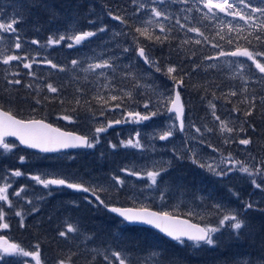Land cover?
Masks as SVG:
<instances>
[{
  "label": "trees",
  "instance_id": "1",
  "mask_svg": "<svg viewBox=\"0 0 264 264\" xmlns=\"http://www.w3.org/2000/svg\"><path fill=\"white\" fill-rule=\"evenodd\" d=\"M254 2L258 3L257 0ZM138 3L146 4L149 9L153 6L151 0H137L136 4L133 3V0H0V16L9 20L14 16L22 18L21 22L15 25L21 41L30 43L33 48L38 45L41 57H48V60L65 69L60 71L59 68H52L50 65L44 68L36 64L32 67L34 75H29L30 71L25 68L19 69L21 76L17 79L21 80V84L16 85L9 83L12 78L7 69L0 63V107L9 109L14 115L16 114L24 120L32 117L41 118L60 128L85 134L87 130L84 123L87 121L107 119V114L118 113L119 110H124L132 105L128 104L129 101H134L137 104L146 102L147 95H145L141 84L145 80L143 78L147 76L149 80L161 85L165 84L167 88L173 86L175 90V87H178L186 105L187 118L189 117L191 122L201 129L204 153H209L213 146L223 155L231 154L233 158L243 161L244 164L247 162L256 164L245 160L246 158L241 154L243 145H240L238 140L250 138L252 141L250 145L258 146L259 144L264 151V102L261 100L264 97V74H260L252 62L248 60L246 64L250 67L252 75L257 78L250 80L247 77L245 80L244 73L237 76L225 66L228 60L236 57H219L218 59H205V57L218 56L220 49L212 47L213 43L222 45L226 51H234L238 45L247 47L250 51H264V44L258 43L254 38L255 35L260 34L259 29L249 27L238 18L233 19V17L223 14L216 18H204L203 12L207 10L203 9V5H197L196 0H189L187 5L180 3L156 5L166 9L173 16V19L165 20L162 23L166 29L162 33L159 27L146 25L144 21L149 19L148 12L142 10L139 15L136 14ZM197 7L201 8L202 11H196ZM184 8H192L193 10L185 13L181 11ZM109 12L123 16L127 20V24H121L112 19L108 15ZM185 15H188L189 20L183 19ZM176 17L181 18V22L188 26L200 28L204 35L209 38L208 41L196 33L180 29L175 24ZM229 22L234 29L239 25L242 31L229 32ZM100 27H106L107 31L98 33L97 36L91 37L72 48L67 47V44L71 42L67 39L59 45H47L49 37L58 38L60 35L67 37L78 31H96ZM137 27H147L154 36H160L163 39L167 35L168 39L163 43L156 42L154 38L147 39L135 31ZM169 28L171 31H167ZM117 33H121V35H116ZM217 33L224 36L225 39H220V35ZM229 36L234 38V43L231 45L226 43ZM237 36H246L247 40L242 38L237 40L235 39ZM196 39H200L201 43L196 44ZM32 40H38L40 43L32 44ZM186 40L188 43H182ZM249 40L251 43H248ZM47 46L50 48L46 50ZM138 46L145 47L150 58L158 62L160 72H157L155 67L144 64L137 57L135 50ZM124 48H129V51L124 52ZM102 52H104L102 57L107 58L115 67V75H113L109 88L104 87L105 83L96 82L95 74L89 75L82 70L87 54H102ZM73 59L80 61V65L76 68H73L71 64ZM257 59L264 63V58L257 57ZM169 66L177 68L172 76H175L177 80L182 76L183 85L177 86L176 82L166 74ZM128 72H131L132 75H125ZM29 84L32 85L31 88L26 87ZM47 84L57 87L58 92H49L46 87ZM137 84L139 87L136 86ZM173 88L169 90H173ZM78 89L81 91H77ZM126 89L127 92H132L131 99L124 96ZM34 91L37 92V95ZM231 91H236L237 95H229ZM113 94L123 97V104L120 109H114V105L121 103V101H111L110 95ZM253 96L256 97L255 108L251 116L245 117L243 113L252 106L251 98ZM101 97L103 99H100ZM245 97L248 98V102L245 101ZM37 99L41 103L37 104ZM76 100L80 101L79 105L75 103ZM105 101H108L107 104ZM209 102L216 105L215 112L220 120L227 116L231 117L229 120L232 122L240 120L235 127V134L241 135V138L237 137L230 143H225V139L222 140V138H210L207 127L216 125L219 121L212 115L213 109ZM73 109L75 110L73 111ZM233 109H239V111H233ZM101 112L104 114L101 115ZM64 115L71 116L72 120L63 119ZM241 127L245 131L241 132ZM115 131L116 129L108 132L107 135L112 137L110 139H113V143L117 147L111 148L107 141L109 136L107 138L103 136L102 145L96 148V151L100 153L98 163L96 162L98 159L92 158L84 161L83 156L86 155V151L65 152L70 156H77V159L72 163L74 164L72 168H67L68 165L65 163L68 159L66 158L61 159L59 163L58 167H61L64 175L69 176L68 181L77 178L76 183H85V176L87 175L84 174H86L87 165L91 168V175L88 174L90 177H93L92 175L94 177L103 176L104 179L110 180L115 175L122 176L120 170L126 165L131 153L114 138ZM10 142L14 143L13 141ZM14 144L16 145L15 151L10 154V157L2 159L0 177L5 176L7 170L11 168L20 167L28 174L35 167L33 162H35L34 158L38 154L25 151L17 143ZM192 152L191 150L182 154V159L175 157L172 159L173 161L165 167L168 169L167 172L162 173L160 177V185L162 187L169 186L168 188L173 195L176 193L180 196L181 190L185 193V189L190 196L199 193L202 196L208 194L205 196L209 198L203 196L201 202L204 203L203 206L206 210L209 212L221 211L224 215V211L236 209L240 216L246 220L248 232L243 234L244 238L236 244L237 237H235L236 234L233 230L229 227H223L221 229L225 232L223 240L218 242L216 248L209 250L210 252L205 251L198 258H195L196 255L192 256L187 252L185 246L180 247L175 242L163 241L165 247L161 248L163 252L161 259L170 263L175 260L180 264L205 263L210 258L217 259L216 263L220 262L221 264H243L244 261L255 264L258 258L264 259V203L262 202L257 206L254 202V198L259 196L261 192L251 185L250 177L238 170L221 177L212 174L206 168H200L198 164L192 163L190 159ZM59 155L61 154L51 155L48 158L53 156L57 160ZM20 156L29 158L21 163L19 161ZM259 160L257 164L260 162ZM20 185L19 181L14 182L12 190H18ZM129 190L125 185L122 189L117 187L116 195L106 199V203L110 206H131L130 200L124 198ZM67 192L68 190L63 192L59 189H53V194L45 192L47 194H44L43 197L38 195L41 198L38 199L37 204L30 205V207L15 200L18 197H12L10 200L13 202V207L6 209L7 206H4V209L7 213V219L12 221L11 236L14 243H18L26 249L37 244L46 246L44 251H40L41 255L52 263L71 257V259L77 260L76 264H108L103 261L102 254L94 251L96 247H93L96 244H100L98 248L112 246L110 242L114 240H117L116 251L121 252V248L126 247L128 253L132 255L131 260L128 259V264H138L139 257L149 252L138 251V248L144 250L148 240L154 243L153 239L158 235L155 231L137 226L131 227L124 222L122 223L118 218L109 214L106 209L104 210L91 193L89 198L88 194H85L81 199L77 194L64 196ZM54 193L63 195L62 203H67L63 210L70 211L69 213L72 214H66L63 218L57 215L58 211L56 210L59 207L57 209L55 207ZM233 193L238 194V196ZM26 197L30 198V196ZM215 198L221 207H216ZM70 200L74 201L75 205H71ZM89 200L92 202L89 203ZM247 202H254L255 207L251 210H245L243 206ZM149 205L153 209L157 207L152 203ZM33 209H38V211H33ZM16 211H20L22 217L25 216L23 219L24 227H20V217L14 220V218H18L14 215ZM172 213L178 216H187L183 209L173 210ZM11 217L13 218L11 219ZM66 220L71 224L78 221L87 234V230H89L91 252L88 246L84 253H80L84 246L73 249L64 245L66 239L60 237L59 232L65 230L68 224ZM69 241L74 240L71 238L67 240V242ZM137 243L139 247H137ZM158 243L163 245L162 242ZM155 248L159 251L158 247ZM68 250H70L69 254L67 253ZM73 252L78 255L72 254ZM93 256L97 257L98 260L93 259ZM207 256L210 257L207 258ZM8 262L9 264H22V262H15L13 257Z\"/></svg>",
  "mask_w": 264,
  "mask_h": 264
},
{
  "label": "snow or ice",
  "instance_id": "2",
  "mask_svg": "<svg viewBox=\"0 0 264 264\" xmlns=\"http://www.w3.org/2000/svg\"><path fill=\"white\" fill-rule=\"evenodd\" d=\"M152 7L149 9L148 6L144 3H138L136 7V14L143 10L148 12L149 19L145 22L146 24H155L157 27L160 28V31L163 33L166 31L165 26L160 23L159 21L161 18L163 20H171L173 16L164 8L157 7L156 5L163 6L166 3H180L187 5L189 0H151ZM133 3L136 4L137 0H133ZM197 5L202 4L203 9H206V12H203L204 18H216L219 17L220 14L225 16H231L233 19L238 18L240 21H244L245 24L249 25L252 28H258L260 34L255 35V40L260 43L264 44V0H258V3H255L254 0H196ZM192 8H184L181 11L185 13L191 12ZM196 11H202L201 8L197 7ZM108 15L114 19L119 21L121 24H127V20L121 15H114L112 12H109ZM154 18V19H153ZM2 19V17H0ZM21 17L14 16L10 22H0V43H3L6 40L12 41V48L14 50H20L21 45V38L18 34V29L15 27L17 23L21 22ZM185 21L189 20L188 15L183 17ZM91 22V21H90ZM175 24L179 26L180 29H186L187 32L196 33L198 36L203 37L205 41H208V37L204 35V33L198 27L188 26L186 23L181 22V18H175ZM229 32L232 31H242L239 25L236 26L234 29L231 25V22L228 24ZM106 27H100L96 31H78L74 35L65 36L60 35L58 38L49 37L47 41V45L54 46L59 45L62 41L66 39L71 41L67 44V47L72 48L75 45H80L82 42L88 40L91 37L97 36L98 33L106 32ZM137 33L141 36H144L147 39H155L156 42L163 43L168 39V36L165 35L163 39L160 36H154V34L150 33L147 27L141 28L137 27L135 29ZM167 31H171V28L167 29ZM116 35H121V33H117ZM217 35H220L217 33ZM251 35V33H250ZM245 39L247 37H239L237 36L235 39ZM136 39V38H134ZM220 39H225L224 36L220 35ZM32 44H39L38 40H32ZM182 43H188V41H183ZM196 44H200L201 40L196 39ZM226 43L231 45L234 43V38L229 36L226 40ZM248 43H251L249 40ZM212 47L220 49L218 52L217 57H205V59H218L219 57H246L247 60L251 61L252 64L255 66V69L259 71L260 74H264V63L261 62L260 59L257 57L264 58V51H250L247 47L237 46L234 51H226L224 50L223 46L218 43H213ZM2 51V50H0ZM124 52H128L129 48H124ZM136 55L138 58L142 59L144 64L148 65L149 67H155L157 72H160L161 69L158 66V62L151 59L149 54L146 53L145 48L142 46H138L136 48ZM195 55V53H193ZM12 61H27L23 62V68L31 70L34 63H38L39 61L36 60L35 57L29 59L27 55H19L16 52L13 54L4 55L2 60L3 64H9ZM43 63L50 65L52 68H59L60 71H64L65 69L58 66L57 64L53 63L51 60L45 59ZM73 68H76L80 65V61L73 59L71 61ZM242 67V65H241ZM97 69H111L115 72V67L109 61L105 60L99 63H89L87 68H83L84 72H95ZM177 71L175 66L167 67V75L176 82V85H183V77L181 76L178 80L175 76H172L173 73ZM29 75H34L31 71L28 73ZM14 75H19V73H14ZM100 76H105V73L101 71L99 73ZM125 75H132L131 72L125 73ZM10 84H21V80L15 79L10 80ZM139 87V85H136ZM26 87L31 88L32 85H26ZM47 90L51 93H57L58 88L54 87L52 84L46 85ZM105 88H109V84L104 85ZM77 91H81L78 89ZM114 91V89H113ZM247 91V89H245ZM215 96V94L213 93ZM231 96H236V91H231L229 93ZM124 96L128 97L129 99L132 98V92L124 93ZM100 99H103L102 97ZM111 101L120 100L121 103H117L114 105V109H120L123 104V97L117 95H110ZM255 100L256 97L253 96L251 98V107L243 113L245 117L251 116L252 111L255 108ZM262 102H264V97L261 98ZM245 101L248 102V98L245 97ZM108 101H105L107 104ZM36 103L39 104L41 101L39 99L36 100ZM63 103V101H61ZM75 103L77 105L80 104L79 100H76ZM167 104H170V107H167ZM167 104L165 107L168 113L175 114V121L178 123H173L167 130L163 131L162 134L159 135L158 139L161 141L168 140L169 138L173 137L175 131L180 133L185 132V123H184V104L181 100V95L179 91L175 92L174 98H168ZM210 107L213 109L212 115L215 117L216 120L220 121V128L219 131L223 135L224 133H233L235 130L232 127L228 126L226 121L220 120V117L216 115L215 108L216 105L209 102ZM150 107L149 102H145L143 104V108L148 109ZM75 109H73L74 111ZM233 111H239V109H233ZM104 113L101 112V115ZM159 114V111H151L148 114H142L139 111H128L127 117L132 118V122L140 123L143 121H148L152 117ZM65 120H72V117L69 115H64L62 117ZM171 119V117H170ZM123 122H128L125 119ZM122 123V120L117 119L114 121H108L106 125H101L95 128V136L89 137L86 135H75L73 133L63 132L59 128L52 127L51 124L45 123L43 120H23L17 119L11 111H4L0 110V149H3L4 152H10L15 147V145L6 141V137H16L20 144L25 145L29 148L33 149H40L42 152H55L61 149L67 148H94L97 144L100 143V134L105 133L108 128L113 127L114 125H118ZM192 128H195L197 133H201V129L196 127L193 123L190 125ZM207 131H212V129H207ZM240 131L243 132L245 129L243 127L240 128ZM202 135V133H201ZM203 143V141H200ZM232 141L225 140V143H230ZM110 143V147L115 149L117 147L116 144ZM240 145L247 146L252 143L250 138H241L238 140ZM120 145L122 147H132L135 149H143L144 145L141 143L140 140V133L137 132L134 138H129L127 141H121ZM211 147V145H209ZM174 154L177 153V150L174 149ZM216 151V149H213ZM176 159H182V156L179 154L175 155ZM192 163L198 164L200 168H206L207 171L211 172L216 176H226L233 170H238L240 173L246 174L250 177L251 185L259 190L261 193H264V161L259 162L255 167L251 165H246L242 161H238L232 158L231 154H229L221 163L225 164L226 169H220L219 165L213 166L212 164H205L201 163L197 158V154L195 151L192 152V156L190 157ZM25 160L24 156L19 157V161L23 163ZM231 165V167H227ZM237 165H240L238 168ZM168 169L161 168L157 171H149L147 172V177L151 180L152 185H157L158 177H161L162 173L167 172ZM122 171L126 172L128 175H136L139 176L140 174L131 171L129 169H122ZM23 173L17 170H11L10 176L11 177H20ZM259 178V179H257ZM0 179L4 180V184L0 186V229H8L9 224L5 222L6 212L4 209V204H7L9 208L13 207L12 201L9 198V189L12 187L11 181L8 179V175L0 177ZM31 179L35 180L37 183L43 185L45 188H49L50 186H66L69 189H73L76 191H82L85 193H91V195L95 198L96 201L99 202L100 205H103L109 212L117 214L119 217L122 218L123 222L127 223H142L145 225L153 226L159 229L162 233L166 234L168 237L172 238L173 240L183 244L185 238L187 241H191L195 247H199L201 244H206L210 247L216 246V239H214V234L219 232L223 227L227 226L233 230V232L237 235L240 234V231L246 228L247 222L244 218L240 216L239 213L233 212L228 213L222 216L219 220V225L217 227H200L195 224H190L186 220H180L172 215L169 212H154L150 211L147 207L141 208H124V207H117V206H110L105 203L104 200L97 195V191H104L103 188H89L85 187L82 183H73L69 182L65 178H41V176L36 175L32 176ZM115 182L121 186H123L124 181L119 177H115ZM24 188H20L19 190L14 191L12 194L19 197L22 192H24ZM237 195L236 193H233ZM87 200V197L85 198ZM164 199L163 193H161V200ZM89 203L92 201L89 200ZM29 204L32 201H28ZM217 208L220 205H216ZM245 210H251L255 207L254 202H247L244 204ZM33 211H38V209H33ZM17 217H22V213L20 211H16L14 213ZM20 227H24L23 219L20 220ZM78 227L74 226L71 223H68L65 230L59 232V236L65 239L69 238V234L77 233ZM2 240V238H0ZM155 255V254H153ZM14 256H22L25 258H31L34 261V264H43L41 259V252L39 248V244L34 246V250H25L20 244L18 243H8L7 241H3L0 243V264H9L7 258L14 257ZM112 259L109 258L107 253L103 254V258L105 261H108V264H112L113 259L118 262V264H127L128 257L121 253L120 251H113L111 252ZM27 264V262H25ZM57 264H71V257H68L67 260L61 259L57 261ZM243 264H249L248 261H244ZM258 264H264V259L258 258Z\"/></svg>",
  "mask_w": 264,
  "mask_h": 264
},
{
  "label": "rangeland",
  "instance_id": "3",
  "mask_svg": "<svg viewBox=\"0 0 264 264\" xmlns=\"http://www.w3.org/2000/svg\"><path fill=\"white\" fill-rule=\"evenodd\" d=\"M258 1V0H257ZM2 17V16H0ZM150 18V17H149ZM154 19V18H153ZM148 20V18L144 21L146 22ZM165 20H163L161 18V20L159 21L160 23H164ZM0 22H10V20L6 17H2V19H0ZM147 26H149V24H146ZM152 26H156L155 24H151ZM157 27V26H156ZM12 41L11 40H6L3 43H0V60H2L4 55H9V54H13V52H16V54H19L21 56L23 55H27L29 57V59L31 60V57H35L37 61H39L38 63H34L32 67L37 65H40L44 68L49 67L48 64L43 63V61L45 60V58L40 57L41 60L38 58V54H39V50H37L36 48H33V46L30 43H25L24 41H21V49L20 50H14L12 48ZM38 47V46H36ZM50 47L47 46L46 50L49 49ZM104 54V52H102V54H87L86 55V59L83 63L84 68H87L89 63H99L102 61H109L107 58L102 57V55ZM247 58L246 57H236L235 59H231L227 61V65H229L230 69L234 70L237 76H241L243 73V69H249L250 67H248L247 63ZM23 62H27V61H23ZM23 62L22 61H12L9 64H3V66L5 67V69H7L10 77L12 78V80L17 79L18 77L21 76L19 69H24L23 68ZM242 65V67H241ZM29 70V69H27ZM33 68H31L32 72ZM103 71L105 73V76H100L99 73ZM14 73H19V75H14ZM89 75H96V82L100 83V84H110L111 85V81L113 80V75H115V72H113L111 69H97L95 72H87ZM247 74L245 73V76ZM142 89H144V93L145 95H147L146 101L150 103V107L148 109L143 108V104L145 102H141V104H137L134 101H129L128 104H132L128 107H126L124 110H119L118 113L115 112V114L113 113L111 114H107V119L106 118H102V119H94L91 121H87L85 129L87 130L86 133L88 136L94 137L95 134V128L101 125H106V123L108 121H114L117 119L122 120V123L118 124V125H114L111 128H108V130L105 133H101L100 134V143L97 144L94 148H87L86 150V155L83 156L84 161L88 160V159H98L100 153L98 151H96L97 146L102 145V141L103 140V136H105V138H107L109 136V141L113 143V139L110 135H107L108 132L113 131L114 129H116V134L114 136L115 139L118 140V142L123 141H127L129 138H134L136 133L139 132L140 133V140L141 143L144 145L143 149H135L132 147H123L126 150H129V152L131 153V155L129 156V160H127L126 165L122 168V169H129L131 171H135L137 173H139V176L136 175H128L126 172L122 171V169L120 170V173H122V176L119 177V174L116 176H113V179L110 180H106L104 179L103 176L100 177H94V175H92L93 177H90L88 174H90L91 172V168L89 167V165H87L86 170L84 175L85 176V183H82L83 185H85L86 187L89 188H103L104 191H97V194L101 197L102 200L105 201L106 203V199H110L112 196L116 195V190L117 187H120L122 189V187L125 185V187H128V189H130L126 195L124 196L125 199H129V203L132 204L131 206L134 207H150V203L154 204L156 207L155 210H159L161 212H169L171 214H173V210L178 211V210H185L186 215L188 216H195V217H201L204 219V221H206V226L207 227H217L218 225H213V218L214 215H212L211 213L207 214V211H204L206 208H204L203 204L200 202V200L198 198H185L182 195H177L175 193V195L172 194V191L170 190V188H168L167 186L162 187V185H160L159 180L160 177H158V183L157 185H152L151 184V180L147 177V172L149 171H157L160 170L162 167H167V165L170 164V162H172L173 158L175 157L176 154H179L182 156V154L189 152V151H195L197 154L198 159H200V162H203L205 164H212L213 166H217L219 165L218 170L220 169H226L225 164L221 163L228 155H223V153L217 152V151H210L209 153H204V149H202L203 147V143H201L200 141L202 139L201 133H197L195 131V128H192L191 125V119L188 117H186L185 120V132L184 133H180L178 131H175V134L173 137L169 138L168 140L165 141H161L158 139L159 135L162 134L163 131L167 130L174 122L177 123V121H175V115L168 113L167 109L165 107V104H167V100L168 98H172L173 97V91L172 90H168L167 88L163 87H155L154 84H151L148 81H144L141 84ZM37 90H39V88L37 87ZM35 94L37 95V92L34 91ZM125 92H127V89L125 90ZM170 104H167V107H169ZM9 110V109H7ZM10 111V110H9ZM115 111V110H114ZM128 111H139L142 114H148L151 111H159V114L152 117L150 120L148 121H143L140 123H135L132 122V118L127 117V112ZM171 117V119H170ZM33 118V117H32ZM231 117L227 116L223 121H226L228 123L229 127L230 124H233L234 121H230ZM125 119H127L128 122H123ZM83 124V125H84ZM193 124V123H192ZM197 127V126H196ZM235 127L234 128L235 130ZM220 128V121L217 122L216 125H211V127H207V129H212V131H208L210 133V138L212 137H216V138H222L223 139H227L230 141H234L237 137L241 138L242 136L239 134H235V131L233 133H224L223 135L220 133L219 131ZM9 142V141H7ZM11 143V142H9ZM13 145H15L14 143H11ZM110 146V145H109ZM261 148V146L258 144L257 149ZM16 149V145L15 147L12 149V151L10 152H4L3 149H0V156H5L7 155L8 157H10V154L15 151ZM174 149L177 150V153L174 154ZM260 150V149H259ZM248 151H250L251 153H254L255 151L251 149H248L247 146H243L241 148V153L242 154H246ZM217 152V153H216ZM258 152V150H257ZM65 153V152H64ZM61 154L59 155V159L55 160V157H51L48 158L49 156H40L37 155L32 158H34L33 163H35V167L34 169H32L31 171H29V173H25L27 171H24L22 168H17L19 169L23 175L20 177H11L10 176V171L11 170H17L15 168H11L9 170H7L6 175H8V179L11 181L12 183V187L9 189V198L11 199L12 197H17L15 195H13L12 193L14 192L12 190L13 188V184L14 182H18L21 184L18 188V190L20 188H24L25 191L21 193V195L16 198L15 200H18L21 202V204H27L28 207H30V205L33 204H37L38 199L43 197L44 194H47L45 192H50V194H53V189H59L60 191H66L68 190L67 195H78L81 199L82 197L86 194H88V198L90 196V192L89 193H85L82 191H76L73 189H69L66 186H50L49 188H45L43 185L37 183L35 180L31 179L32 176H36L39 175L41 176V178H65L68 180L69 176L64 175V172L61 170V167H58L60 164L61 159L63 160L64 158L68 159V161L65 163L66 165H68L67 168H72L74 164H72L76 159L77 156H70L68 154ZM96 154V155H95ZM247 161L253 162L257 164V158H259L260 156H256V155H252L249 153V155H247ZM29 157H25L24 162L28 159ZM233 158V157H232ZM49 159V160H47ZM235 159V157L233 158ZM237 160V158L235 159ZM99 159L96 161L98 163ZM261 161H264V159H261ZM243 162V161H242ZM37 163V164H36ZM244 163V162H243ZM256 165V164H252V163H248L246 165ZM240 165H237L236 167L238 168ZM227 167H231V165H228ZM235 171V170H233ZM230 172V173H234V172ZM229 173V174H230ZM228 174V175H229ZM91 175V174H90ZM115 177H119L120 179H122L124 181L123 186L117 184L115 182ZM96 178V179H94ZM259 179V178H257ZM77 178H72L71 180H69L70 182L76 183L77 182ZM4 180L0 181V186H2L4 184ZM161 186V187H160ZM161 193H163L164 195V199L161 200ZM36 195V196H35ZM41 197H39V196ZM55 197H53V199L56 201V204L58 203L59 205L55 204L56 209L59 207L58 210V216H60L61 218L65 217L66 214H72L69 213L70 211L67 210H63V208H65L66 204L62 203V196L60 194H56L54 193ZM26 196H30V198H27ZM32 201L31 204L28 203V201ZM254 202H256L257 204L260 203H264V193H261L259 196H256L254 198ZM3 203V202H0ZM13 203V202H12ZM70 204L71 205H75V202L70 200ZM107 204V203H106ZM100 205V204H99ZM4 206H7V204H4ZM104 210V206L100 205ZM9 208L8 206L6 207V209ZM6 212V211H5ZM211 212V211H210ZM235 211L230 210L229 212L226 211L225 214L227 213H233ZM173 215H177V214H173ZM211 215V216H210ZM13 217H11L12 219ZM7 219V213H6V218ZM15 219H19L18 218H14ZM20 219H25L24 217H20ZM120 220V219H118ZM121 221V220H120ZM66 222L69 223L68 220H66ZM122 222V221H121ZM123 223V222H122ZM125 223V222H124ZM126 224V223H125ZM74 226L78 227V232L77 233H71L69 234V238L71 239L73 238L74 243L77 246H84V248L82 249V251L80 253H84L85 250L88 248L87 247V242L90 241V232L88 231V234L86 231L83 230V227L81 225H79L78 221H74ZM89 226V225H88ZM227 227V226H225ZM13 231V229H12ZM157 233V232H156ZM223 230H220L219 232L214 234V239H216L217 243L216 246L218 244L219 241L223 240V236H224ZM158 235L156 236V238L153 239V241H155L154 243L152 241H147V246L145 247L144 250L138 248V251H144L147 252V254H144L142 256H140L139 254V258L140 261L138 264H180L177 263V261L173 260L171 263L170 262H164L161 259V256L163 255L162 249L165 247V244L163 241H168L165 238H163L159 233H157ZM236 237V235H235ZM64 243L65 246L69 245V243L67 242ZM219 239V240H218ZM119 241V239H118ZM162 242V244L158 243V242ZM117 240H114L113 242H110L112 244V246H108V247H101L98 248V246H100V244H96L94 245L93 248L95 252L99 253V254H105L107 253L109 255V258L112 259L111 257V252L116 251L117 247H116V243ZM169 242V241H168ZM177 245H179L180 247L185 246L186 247V251L189 252L190 254H192V256L196 255L195 258H198L199 255L204 254L205 251L210 252L209 250H212L214 248H216V246L214 247H210L206 244H201L199 247H195L193 245L192 242L188 243L185 242L183 244L179 243V242H175ZM110 244V245H111ZM137 247H139V244H136ZM158 247L159 251L155 248ZM91 248V247H90ZM25 250H27L26 248H24ZM161 249V250H160ZM121 253H123L124 255H126L128 257V259L131 260L132 255L128 253L127 248L126 247H122L121 248ZM155 254V255H153ZM182 256V255H181ZM210 256H207V258H209ZM205 258V257H204ZM202 258V259H204ZM15 262H22V264H25V262H27V258L22 257V256H14ZM93 259H97V257L93 256ZM100 259V258H99ZM102 259L104 262L105 261L103 256ZM44 260H46L44 258ZM98 260V259H97ZM96 260V261H97ZM217 259H213L210 258L208 259V262L205 263H199V264H221L220 262L216 263ZM47 261V260H46ZM91 261H92V257H91ZM112 264H118V262H116L114 259L112 261ZM128 264V262H127Z\"/></svg>",
  "mask_w": 264,
  "mask_h": 264
},
{
  "label": "bare ground",
  "instance_id": "4",
  "mask_svg": "<svg viewBox=\"0 0 264 264\" xmlns=\"http://www.w3.org/2000/svg\"><path fill=\"white\" fill-rule=\"evenodd\" d=\"M38 46V45H37ZM143 47V46H142ZM37 50H39V47H35ZM145 48V47H144ZM146 50V49H145ZM41 53V51L39 50V54ZM38 54V58L41 60V55H39ZM43 58H45V57H43ZM48 58V57H47ZM47 58H45V59H47ZM48 60V59H47ZM142 60V59H141ZM225 66L226 67H228L229 69H230V67H229V65H227V64H225ZM230 71H232V74H236L235 73V71L232 69H230ZM242 73H246L247 75L245 76V80L247 79V77H249V79L250 80H255V78H257L256 76H254V75H252V72L250 71V68L249 69H245V70H243L242 71ZM143 79H145L144 81L146 82V81H148V82H150L151 84H154L155 85V87H161V88H163V87H165V88H167V86L165 85V84H163V85H161L160 83H157V82H155V81H153V80H149V78H147V76H145V78H143ZM143 81V82H144ZM170 88H173V86L172 87H170ZM170 88H167L168 90L170 89ZM176 88V87H175ZM173 97L172 98H174V95H175V90H174V88H173ZM182 100H183V98H182ZM184 102V101H183ZM170 107V106H169ZM1 108V107H0ZM2 109V108H1ZM4 109V108H3ZM5 110H7V109H5ZM7 111H9V110H7ZM12 113V112H11ZM222 120H224V119H222ZM239 122H240V120H237V121H234V123L233 124H230V126H232V127H234V126H237V124H239ZM53 124V123H52ZM64 129V128H63ZM68 131H70V130H68ZM71 132H73V131H71ZM76 132V131H75ZM78 133V132H77ZM79 134H81V133H79ZM21 149H23V150H25V151H30V152H33V153H36V154H38V155H45V156H51V155H58V154H63V153H58V154H51V155H49V154H43V153H37V152H35V151H33V150H30V149H24V148H22L21 147V145L19 144L18 145ZM244 146V145H243ZM247 148L248 149H251L252 148V150L253 151H255L254 153H251L250 151H248L246 154H243V156H244V158H246L247 159V155H249V153L250 154H252V155H256V156H260L259 158H257V161L260 159H264V151H263V149H262V147L260 148H258L257 149V146H252V145H247ZM213 149H215V147H211V152L213 151ZM260 149V150H259ZM257 150H258V152H257ZM217 152H219L218 150H216ZM216 152V153H217ZM242 154V153H241ZM5 157H8L7 155H5V156H0V164H2V159H4ZM245 159V160H246ZM259 160V161H260ZM162 168H164V167H162ZM185 188V187H184ZM185 191V193L181 190V193H180V195H182L183 197H184V199L186 198H189V199H191V197L192 198H198L199 200H200V202H202V197L203 196H205V195H208V194H205V195H203L202 196V194L201 193H199V194H197V195H193V194H191V196L189 195V193L187 192V190L185 189L184 190ZM205 197H207V196H205ZM207 198H209V197H207ZM215 200V201H214ZM213 201H214V203H216L217 204V202H218V200L215 198ZM202 204H204V203H202ZM217 205H219V204H217ZM256 205L257 206H259L260 204H257L256 203ZM221 207V206H220ZM233 211H235L236 213H238L237 211H236V209H232ZM204 211H207V214L208 213H211L212 215H214V217L215 218H213V225L215 226V225H219V220L222 218V216H223V213L221 212V211H219V212H209V210H204ZM230 211V210H229ZM228 211V212H229ZM225 212L226 211H224V215H225ZM227 214V213H226ZM114 216V215H113ZM188 216V215H187ZM187 216H185L186 218H188L191 222H194V223H197V224H199V225H201V226H203V227H207L206 226V221H204V219L203 218H201V217H195V216H189V217H187ZM211 216V215H210ZM116 217V216H115ZM116 218H118V217H116ZM119 219V218H118ZM121 220V219H120ZM122 221V220H121ZM123 222V221H122ZM126 223V222H125ZM127 224V223H126ZM128 225V224H127ZM132 227V226H131ZM137 227H139V226H137ZM141 228H143V227H141ZM144 229H146V228H144ZM149 229V228H148ZM150 230H152V229H150ZM152 231H154V230H152ZM156 232V231H155ZM247 232H248V230L246 229V228H244V229H242L241 231H240V234H239V236L237 237V235H236V237H237V240H236V244H238L239 242H240V239H242V238H244L243 236V234H247ZM157 233H159V232H157ZM163 238H165L166 240H168L165 236H163L161 233H159ZM250 237H253V236H250ZM169 241V240H168ZM171 241V240H170ZM169 241V242H170ZM171 242H175V241H171ZM9 243V242H8ZM31 248V247H30ZM255 264H258V261L255 263Z\"/></svg>",
  "mask_w": 264,
  "mask_h": 264
},
{
  "label": "water",
  "instance_id": "5",
  "mask_svg": "<svg viewBox=\"0 0 264 264\" xmlns=\"http://www.w3.org/2000/svg\"><path fill=\"white\" fill-rule=\"evenodd\" d=\"M143 61V60H142ZM176 91H179L178 90V87H176L175 88V92ZM180 92V91H179ZM180 95H181V93H180ZM181 100H182V96H181ZM182 103L184 104V102H183V100H182ZM171 106V105H170ZM184 108H185V104H184ZM0 110H4V111H7V110H5V109H1L0 108ZM172 114H174V113H172ZM175 115V114H174ZM185 115H186V113L184 112V118H185ZM17 119H20V118H18L17 116H15ZM28 120H30V119H28ZM37 120V119H36ZM38 120H43V119H38ZM45 123H47V124H51L52 125V127H54V128H58L57 126H55V125H53L52 123H49V122H47V121H45V120H43ZM177 123H178V121H177ZM60 129V128H59ZM61 131H63V132H68V133H73V134H75V135H81V134H79V133H77V132H75V131H73V132H71V131H68V130H65V129H60ZM7 138H11V139H14L15 141H17L19 144H20V142H19V140L16 138V137H6V139ZM21 145V147L22 148H24V149H30V150H33V151H35V152H37V153H43V154H49V155H51V154H53V153H61V152H63V151H74L75 149H83V150H85V148H67V149H61V150H59V151H55V152H42V151H40V149H33V148H29V147H27V146H25V145H22V144H20ZM111 206H117V205H111ZM117 207H121V206H117ZM122 207H124V208H141V207H130V206H122ZM150 211H154V212H160V211H156V210H154V209H152V208H149V207H147ZM108 211V210H107ZM109 212V211H108ZM110 214H112V215H114V216H116V217H118L119 219H121L122 220V218L121 217H119L117 214H114V213H111V212H109ZM170 215H172V216H174V217H176V218H178V219H180V220H186V221H188L190 224H195V225H198V226H200V227H203V226H201V225H199V224H197V223H194V222H191L188 218H186V217H182V216H177V215H173V214H170ZM127 223V222H126ZM129 226H132V227H135V226H139V227H143V228H149V229H152V230H154V231H156V232H159V233H161L163 236H165L169 241L171 240V241H175V240H173L172 238H170V237H168L166 234H164V233H162L159 229H157V228H155V227H153V226H150V225H145V224H142V223H132V224H130V223H127ZM0 238H2V240H0V243H3V241H7V242H9V239L8 238H6V237H0ZM185 241H187V239L185 238ZM187 242H191V241H187Z\"/></svg>",
  "mask_w": 264,
  "mask_h": 264
},
{
  "label": "flooded vegetation",
  "instance_id": "6",
  "mask_svg": "<svg viewBox=\"0 0 264 264\" xmlns=\"http://www.w3.org/2000/svg\"><path fill=\"white\" fill-rule=\"evenodd\" d=\"M5 222H7L9 224V228L8 229H0V237H8V238H10L9 243H14L13 237L11 236V233H12V224H11V222L12 221L9 220V219H5ZM68 243H70V245H67L68 247H71L73 249H76V247H78L74 243V241H69ZM86 244H87V246L89 248L91 247L90 241L87 242ZM34 246H32L31 248H28L27 250H34ZM39 248H40V251H44V249H46L47 247L46 246H39ZM90 252H91V248H90ZM67 253L69 254L70 250H68ZM72 254L78 255L76 252H73ZM10 258L11 257H8L7 260H10ZM27 259H28L27 260V264H34V261H32L30 257L27 258ZM41 259H42L43 264H57V262L56 263H52V262H48V261L44 260L42 255H41ZM64 260H67V259H64ZM76 263H77V260L71 259V264H76Z\"/></svg>",
  "mask_w": 264,
  "mask_h": 264
}]
</instances>
